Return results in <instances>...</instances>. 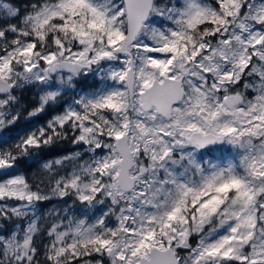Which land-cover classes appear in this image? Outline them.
<instances>
[{"label": "snow or ice", "instance_id": "snow-or-ice-1", "mask_svg": "<svg viewBox=\"0 0 264 264\" xmlns=\"http://www.w3.org/2000/svg\"><path fill=\"white\" fill-rule=\"evenodd\" d=\"M0 264H264V0H0Z\"/></svg>", "mask_w": 264, "mask_h": 264}, {"label": "rangeland", "instance_id": "rangeland-1", "mask_svg": "<svg viewBox=\"0 0 264 264\" xmlns=\"http://www.w3.org/2000/svg\"><path fill=\"white\" fill-rule=\"evenodd\" d=\"M49 207H51V204H46L44 208L47 209Z\"/></svg>", "mask_w": 264, "mask_h": 264}, {"label": "trees", "instance_id": "trees-1", "mask_svg": "<svg viewBox=\"0 0 264 264\" xmlns=\"http://www.w3.org/2000/svg\"><path fill=\"white\" fill-rule=\"evenodd\" d=\"M45 205H46V204L42 205L41 207H42L43 209H45V208H44V207H45Z\"/></svg>", "mask_w": 264, "mask_h": 264}]
</instances>
